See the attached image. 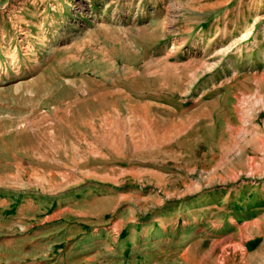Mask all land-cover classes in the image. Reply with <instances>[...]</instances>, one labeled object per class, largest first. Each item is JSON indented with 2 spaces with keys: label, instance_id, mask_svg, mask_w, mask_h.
I'll return each mask as SVG.
<instances>
[{
  "label": "rangeland",
  "instance_id": "obj_1",
  "mask_svg": "<svg viewBox=\"0 0 264 264\" xmlns=\"http://www.w3.org/2000/svg\"><path fill=\"white\" fill-rule=\"evenodd\" d=\"M0 264H264V0H0Z\"/></svg>",
  "mask_w": 264,
  "mask_h": 264
}]
</instances>
